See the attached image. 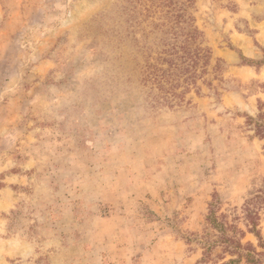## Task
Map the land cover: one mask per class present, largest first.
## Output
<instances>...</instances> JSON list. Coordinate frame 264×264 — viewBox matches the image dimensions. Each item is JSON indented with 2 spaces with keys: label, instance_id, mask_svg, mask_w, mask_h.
<instances>
[{
  "label": "rangeland",
  "instance_id": "374dc122",
  "mask_svg": "<svg viewBox=\"0 0 264 264\" xmlns=\"http://www.w3.org/2000/svg\"><path fill=\"white\" fill-rule=\"evenodd\" d=\"M210 202L264 242V0H0V264H212Z\"/></svg>",
  "mask_w": 264,
  "mask_h": 264
},
{
  "label": "trees",
  "instance_id": "16d2710c",
  "mask_svg": "<svg viewBox=\"0 0 264 264\" xmlns=\"http://www.w3.org/2000/svg\"><path fill=\"white\" fill-rule=\"evenodd\" d=\"M189 36L192 38L193 35L190 34ZM186 47L187 45L180 46L183 54L178 56L183 59L182 62L186 63L188 60L187 63L191 62V66H195L197 64L198 55L196 53L190 54L186 51ZM162 52L167 55H173L176 51L173 45L170 50H162ZM167 61L169 67L166 70L161 69L160 74V78H164L166 83L171 73L169 68L178 69L180 66L173 62V58H168ZM187 63L186 65L188 66ZM158 69V66H155L153 72H148V74L156 72L155 74L157 77ZM184 71H188V67H186ZM185 79H187V77H185ZM216 205L217 202L209 203L208 214L206 216L207 226L201 239V261L212 264H260L261 259L259 256L261 253L257 251L256 246L250 241H243L246 232H250L258 237V246L264 247V242L260 241V232L257 229L259 215L257 211L253 209L251 202H247L241 207V216L234 214L231 220L228 219L227 213H220V215H217ZM242 217L245 221V228L238 226V223L235 222Z\"/></svg>",
  "mask_w": 264,
  "mask_h": 264
}]
</instances>
